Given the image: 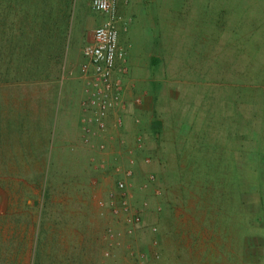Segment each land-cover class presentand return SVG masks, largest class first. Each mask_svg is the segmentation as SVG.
Wrapping results in <instances>:
<instances>
[{
    "label": "rangeland",
    "instance_id": "obj_1",
    "mask_svg": "<svg viewBox=\"0 0 264 264\" xmlns=\"http://www.w3.org/2000/svg\"><path fill=\"white\" fill-rule=\"evenodd\" d=\"M39 1L66 42L0 82V264H264V0H116L103 131L81 66L106 17Z\"/></svg>",
    "mask_w": 264,
    "mask_h": 264
},
{
    "label": "built area",
    "instance_id": "obj_2",
    "mask_svg": "<svg viewBox=\"0 0 264 264\" xmlns=\"http://www.w3.org/2000/svg\"><path fill=\"white\" fill-rule=\"evenodd\" d=\"M115 2L116 0H93V10L103 14L106 21L96 27L93 40L84 47L83 54L86 62L81 66V72L94 79V83L87 90V101L85 103L91 112V122L102 131L107 129L106 119L109 111L117 105L115 100L118 96L111 93V79L117 62L123 60L125 56V52L120 48L118 41L117 23L121 20V17L117 13ZM118 189L125 191L126 182L124 180L118 182ZM127 204V201L119 204L114 201L101 202L102 206L109 205L116 213L125 209L127 223L140 225L142 222L141 215L130 213ZM110 237L115 238L113 231H111Z\"/></svg>",
    "mask_w": 264,
    "mask_h": 264
},
{
    "label": "trees",
    "instance_id": "obj_3",
    "mask_svg": "<svg viewBox=\"0 0 264 264\" xmlns=\"http://www.w3.org/2000/svg\"><path fill=\"white\" fill-rule=\"evenodd\" d=\"M61 3L66 10V6L69 8L72 1L63 0ZM41 7L42 2L39 0H0V82L4 83L6 81L5 73L10 74L16 70L21 71L20 63L22 61H19V57L34 54L41 59L43 55H48L44 44L50 36L55 37L58 43L57 53L60 52L59 54H61L64 50L66 42L65 26L59 24L58 19L53 18V13H42ZM51 11L63 14L65 16L63 21L66 17H70L69 10L66 13H62L63 10ZM38 18L41 21H37ZM53 55L51 52L50 56ZM5 57H11L12 60L18 63H13L11 60L5 63ZM14 66L16 67L14 68ZM175 209L171 207V212H173V216L170 217L171 220L175 217ZM180 226L181 224H176L173 227L178 230ZM182 233L183 231L179 230L178 234L182 235Z\"/></svg>",
    "mask_w": 264,
    "mask_h": 264
}]
</instances>
